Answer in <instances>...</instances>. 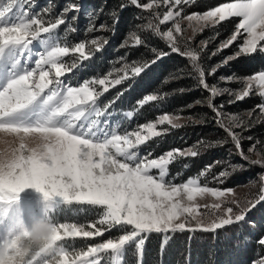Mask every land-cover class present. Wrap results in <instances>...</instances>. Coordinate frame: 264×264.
Listing matches in <instances>:
<instances>
[{
    "label": "snow or ice",
    "instance_id": "1",
    "mask_svg": "<svg viewBox=\"0 0 264 264\" xmlns=\"http://www.w3.org/2000/svg\"><path fill=\"white\" fill-rule=\"evenodd\" d=\"M195 2H122L121 9L134 6L148 15L147 23L130 30L121 47H148L142 33L150 31L166 42L169 51L150 47L153 59L133 61L130 65L122 57L124 67L119 70L122 74L118 78L109 80L112 75L109 73L102 78L85 79L75 86L62 78L77 70L80 62L102 51L108 42L102 37L71 42L67 34L63 40L57 35L56 30L62 25L67 26L68 32L76 31L70 21L76 19L74 14L80 11V6L70 4L63 12L49 17L48 9L43 15L31 11V0H3L0 3V132L20 136L22 141L18 149H13L11 158L0 163V201L17 200L25 189L35 188L50 202L49 208L53 209L50 218L57 225L50 248H32L27 254L23 251L27 232L8 234L10 240L15 237L21 242L14 250L21 257L20 264H127L125 257L129 247L134 249L135 264H143L144 245L150 234L163 236V249L171 234H215L226 226L245 222L248 214L264 203V176L260 177L258 192L250 193L244 199L234 188L202 185L201 177L220 165V161L179 183L176 182L179 173L170 175L169 167L174 162L197 157L202 147L226 143H231L240 160L264 168V140L249 136L247 139L254 142L245 149L242 135L254 121L264 123V68L242 77L235 74L221 77L220 82L226 85L223 88L208 82L209 76L235 59L264 57V0H226L204 12L187 13V6ZM111 15L113 22L118 23L116 12ZM233 18H238L234 31L211 55L230 47H235L234 53L206 72L200 60L208 42L200 41L198 46H193V37L206 27L215 28ZM184 21L187 24L182 27ZM168 24L170 26L164 30L162 26ZM186 28L192 29L191 36L186 34ZM96 31L111 29L104 24L97 26L90 20L86 32ZM34 42L41 51L34 53L31 47ZM171 53L189 60V76L195 79L198 88L208 93L203 101L197 100L195 104L209 108L212 119L224 130L226 137L224 140L198 141L187 149H171L159 156L150 152L142 155V145L169 131L167 127L157 130L158 125L180 128L183 126L177 122L180 117L163 114L154 122L138 125L132 131L119 130V125L113 127L109 123L115 100L102 104L100 98L109 91L110 85H120L128 79L129 71L136 77ZM34 55L38 58L33 60ZM233 83L240 87L227 86ZM101 86L102 90H98ZM221 95L229 96L228 103L243 101L253 95L261 102L241 117L224 113V105L215 103L216 97ZM165 96L167 93L145 95L138 101L136 109L124 114L125 118L133 117L139 108L163 100ZM187 120L199 122L191 115ZM28 135H37L49 143L39 151L29 148L23 143V138ZM242 169L243 165L229 162L212 179L222 185L233 172ZM206 196L216 198V202L210 206L197 202L198 197ZM56 197L62 198L59 203L63 205L95 206L100 218L87 226L58 222L54 218L58 212ZM201 208L206 211L202 213ZM113 228L121 233L116 238L86 242L71 252L64 246L65 240H94ZM257 244L264 248V236L259 237ZM254 264H264V256Z\"/></svg>",
    "mask_w": 264,
    "mask_h": 264
},
{
    "label": "trees",
    "instance_id": "2",
    "mask_svg": "<svg viewBox=\"0 0 264 264\" xmlns=\"http://www.w3.org/2000/svg\"><path fill=\"white\" fill-rule=\"evenodd\" d=\"M50 1L51 13H55L65 0ZM72 1L78 2L77 0H66L65 3L68 4ZM122 2H126V0H86L85 3H82L86 9L92 11L91 13L97 18V22L111 29V31H102L103 38L108 41L106 46L89 61H86V71L88 72L86 73L90 76L106 75L110 70L122 64V57L124 62L128 63L151 60L154 57L149 51L150 47L165 52L169 51L167 44L162 39L155 37L150 31L142 33L143 38L148 42V47H130L127 49L121 47L130 30H134L137 25L147 23L146 17L148 15L134 6L121 9L119 5ZM223 2L226 0H196L195 4L187 6L186 12H204ZM113 11L117 14L118 23L113 22L111 15ZM142 16L145 19L139 18ZM85 21L83 18L79 19L75 24L78 28L77 31L71 34H82L80 27L86 26ZM237 23L238 18H233L215 28L207 27L193 37V46H198L202 40L208 41L207 48L202 52L200 60L206 72L223 60L225 50L215 56L211 53L216 49L218 43L226 40L232 34ZM216 32H219L218 36L215 35ZM228 49L232 54L235 51V47ZM262 68H264V57L238 58L221 67L215 75L209 76L208 82L223 88L226 85L220 82L221 77L233 74L242 77ZM190 71L188 59L171 53L158 60L140 75L130 77L118 88H111L106 92V100H115L112 107L120 112L136 109L138 101L145 95L167 93L163 100L149 102L139 108L134 116L128 119L130 129H135L144 123L154 122L163 114L185 118L180 123L183 125L180 128L161 125L159 130L167 127L169 131L167 134L158 138L154 137L142 145L140 147L142 155L150 152L153 156H159L171 149H187L198 141L225 139L224 130L214 122L209 108L195 104L197 100L203 101L208 93L197 87L195 79L189 76ZM227 86L233 89L240 87L236 83ZM181 89L183 91H180ZM228 100V95H221L216 97L215 103L224 105V113L241 117L261 102L256 95L235 103H228ZM190 105L191 107H189ZM190 115L195 116L199 122L190 123L187 120ZM201 116L204 117L202 120L200 119ZM237 130L239 131V129ZM242 135L245 149L254 142L247 139L249 136L256 140H264V123L254 121L253 125ZM234 153L235 149L231 143H226L223 146L202 147L197 157L182 158L171 164L169 172L173 176L179 173L176 181L179 183L197 176L206 166L213 165L215 161H220V165L214 166L206 176L201 177L200 183L202 185L207 183L209 187L219 186L223 188H232L244 184L261 173L262 170L259 166L248 165ZM229 162L233 165H243V169L233 172L222 185H217L212 177L218 174ZM184 165L187 167L185 168ZM85 210L94 212L99 209L95 206L85 205ZM111 235L115 236L116 234L111 233ZM261 236H264V203L253 209L246 217L245 222L226 226L215 234L203 232L171 234L163 249L161 248L163 236L150 234L144 245L143 264H254L255 261L264 256V248H260L257 244V240ZM133 251L132 247L127 249L125 257L127 264H135Z\"/></svg>",
    "mask_w": 264,
    "mask_h": 264
},
{
    "label": "rangeland",
    "instance_id": "3",
    "mask_svg": "<svg viewBox=\"0 0 264 264\" xmlns=\"http://www.w3.org/2000/svg\"><path fill=\"white\" fill-rule=\"evenodd\" d=\"M78 2L72 1L71 3L66 4V0L62 3L63 5L59 7L55 13L52 12V7H51V1L50 0H31V3L33 5L31 11L41 13L43 15L44 10L48 9L49 10V17L55 16L56 14H59L63 12V10L70 4H78L80 6V11L78 13H75L74 15L76 16L75 20L70 21L71 26L73 28L77 29L75 24L79 19H85V27H80L82 28V34H77L73 35L71 34L72 32L67 31V26L62 25L57 31V35L63 38L65 37V34H67V39L71 42H76L79 40L83 39H91V38H96V37H104L102 34V31H96L93 33H87L86 29L89 25V21H93L97 26L101 25L99 22L96 21V17H94L92 11L89 9H86L82 3H85L86 0H77ZM3 0H0V3H2ZM85 8V9H84ZM164 9L162 8L161 11ZM70 15H73L70 13ZM49 17H45L46 19ZM187 22L184 21L182 22V27L186 26ZM170 24L168 25H163L162 28L166 30L167 27H169ZM84 28V29H83ZM207 28V27H206ZM205 29V28H204ZM201 33V32H198ZM197 33V34H198ZM85 34H87L85 36ZM186 34L188 36L192 35V29H187L186 28ZM206 41V40H202ZM165 42V41H164ZM208 42V41H207ZM166 43V42H165ZM200 43V42H199ZM220 43L217 44V46ZM208 45V44H207ZM33 48L34 53L37 51H41L39 45L34 42L33 45L31 46ZM217 48V47H216ZM215 50V49H214ZM226 52V55L224 53L223 59L229 55H232V53L229 51V49H224ZM223 50V51H224ZM222 52V51H221ZM35 55L33 56V60L36 59ZM67 59V58H65ZM89 61V60H86ZM86 61L80 62V67L77 70H74L73 73L66 74V77H63L62 79H65L66 82L71 83L72 85H77L78 83L82 82L85 79H93V78H102L109 73H112V75L109 77V80L116 79L118 78L119 74H122L119 72V70L123 69L124 65L123 63L112 70H110L106 75L103 76H90L88 75L86 71V66L87 63ZM223 61V60H222ZM31 63V62H29ZM128 63V62H126ZM129 65L131 63H128ZM87 72V73H86ZM131 76V72L129 71V78ZM128 78V79H129ZM125 79L122 83H124L126 80ZM121 83V84H122ZM120 84V85H121ZM120 85H115V86H109V90L111 88H118ZM98 90H102V86L98 88ZM106 93L100 98V102L102 104H107L109 100H106ZM128 111H117L113 107L111 108V117L109 119V123L112 124L113 127H116L117 125L120 126L119 130H127V131H132L134 129H130V125L128 123L129 118H125V113ZM180 117V116H179ZM185 120V118L180 117V119L177 121L178 123H182ZM161 125H158L157 130H159V127ZM136 129V128H135ZM146 134V133H145ZM26 137L30 138H36L38 137L37 135H28ZM20 136H17L15 134H10V133H4L0 132V151H3L5 149L11 151L13 149H18L19 144L21 143ZM261 168V167H260ZM261 173L254 178L250 179V181H247L244 184L237 185L235 187H232L236 190V193L241 199H244L246 196H248L250 193L255 194L258 192L260 188V177L264 176V168H261ZM61 197H56L55 201L57 202L55 204L56 209H58V212L55 214V220L58 222H66V223H76V224H84V225H89L91 222L96 221L100 218V212L99 210H95L94 212H90L85 210V205H79V204H72V205H63L62 203H59L61 201ZM197 202L201 204H208L209 206L216 202V198L211 197V196H206L204 198H197ZM49 201H46L43 194L39 191H37L35 188H27L23 192L19 194V199L13 200V201H0V242L3 241V239L9 234V233H19L24 230V228L21 227V224H23L24 227L30 228L34 220L42 217H47L51 216L53 214V209L49 208ZM94 207V206H91ZM200 211L203 213L206 210L204 208H201ZM209 214L211 213V208L207 210ZM98 227L100 225H97ZM88 230H91L88 228ZM114 230V231H113ZM116 234L115 236H110V234ZM121 233L120 231L116 228L111 229L110 231L105 232L103 237H96L94 240H82V239H75V240H65L64 246L71 250L73 248L75 249H80L81 247L84 246V244L87 243H97L101 242L105 239L108 238H116L119 236ZM110 236V237H109Z\"/></svg>",
    "mask_w": 264,
    "mask_h": 264
},
{
    "label": "clouds",
    "instance_id": "4",
    "mask_svg": "<svg viewBox=\"0 0 264 264\" xmlns=\"http://www.w3.org/2000/svg\"><path fill=\"white\" fill-rule=\"evenodd\" d=\"M23 143L29 148L37 151L42 149V146L49 143L41 137L30 138L24 137ZM12 151L7 149L0 151V163H6L12 156ZM22 227L27 232V240L23 243V251L27 254L32 248L45 249L50 248L54 241L53 236L57 225L50 216L42 217L34 220L30 228ZM21 242L13 237L11 240L8 235L0 242V264H20L21 257L14 251L19 247Z\"/></svg>",
    "mask_w": 264,
    "mask_h": 264
}]
</instances>
